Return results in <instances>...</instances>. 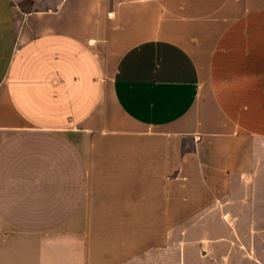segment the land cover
Returning a JSON list of instances; mask_svg holds the SVG:
<instances>
[{
	"label": "crops",
	"instance_id": "0c3cea01",
	"mask_svg": "<svg viewBox=\"0 0 264 264\" xmlns=\"http://www.w3.org/2000/svg\"><path fill=\"white\" fill-rule=\"evenodd\" d=\"M21 2L0 0V264H244L264 0Z\"/></svg>",
	"mask_w": 264,
	"mask_h": 264
},
{
	"label": "rangeland",
	"instance_id": "374dc122",
	"mask_svg": "<svg viewBox=\"0 0 264 264\" xmlns=\"http://www.w3.org/2000/svg\"><path fill=\"white\" fill-rule=\"evenodd\" d=\"M30 1L32 0H23L20 6L30 7ZM261 176L252 185L249 196L241 200L239 216L234 219L235 222L252 225V230L244 233L250 236V243L239 248L243 252L244 264H259V261L264 264V174Z\"/></svg>",
	"mask_w": 264,
	"mask_h": 264
}]
</instances>
